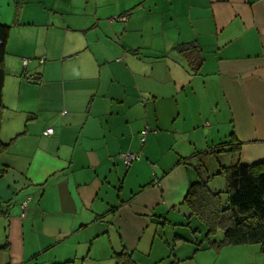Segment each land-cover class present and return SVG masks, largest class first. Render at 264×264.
<instances>
[{"label":"crops","instance_id":"0c3cea01","mask_svg":"<svg viewBox=\"0 0 264 264\" xmlns=\"http://www.w3.org/2000/svg\"><path fill=\"white\" fill-rule=\"evenodd\" d=\"M0 25V264H198L189 184L264 159V0H0Z\"/></svg>","mask_w":264,"mask_h":264},{"label":"trees","instance_id":"16d2710c","mask_svg":"<svg viewBox=\"0 0 264 264\" xmlns=\"http://www.w3.org/2000/svg\"><path fill=\"white\" fill-rule=\"evenodd\" d=\"M8 35L9 26L0 25V116L4 107L1 89L5 76ZM175 49L185 57L191 68L198 70L203 56L197 44H179ZM8 145L0 140V154ZM230 145L229 151L238 154L239 144ZM216 174L225 180V200L222 199V192L212 191L206 180L189 184L184 198L191 215L205 229L203 241H206V247L255 243L260 245L264 253V159L250 164L236 161L221 166ZM219 231L222 232V238L217 240L214 237ZM195 244L201 246V242ZM114 255L115 264H137L125 248ZM179 262V259L172 256L167 264Z\"/></svg>","mask_w":264,"mask_h":264},{"label":"rangeland","instance_id":"374dc122","mask_svg":"<svg viewBox=\"0 0 264 264\" xmlns=\"http://www.w3.org/2000/svg\"><path fill=\"white\" fill-rule=\"evenodd\" d=\"M221 194L222 199L225 200L226 195L223 192ZM214 238L217 240L221 239L222 232H217ZM195 255L199 262L198 264H264V253L261 252L260 245L255 243L224 245L219 248L210 247L198 250ZM85 264L96 263L87 259ZM98 264H105V262Z\"/></svg>","mask_w":264,"mask_h":264},{"label":"built area","instance_id":"2783aa9c","mask_svg":"<svg viewBox=\"0 0 264 264\" xmlns=\"http://www.w3.org/2000/svg\"><path fill=\"white\" fill-rule=\"evenodd\" d=\"M165 1H171V0H165ZM30 60L28 58H24L22 60V63L24 66H26L28 64ZM27 79L28 80H32V77L31 76H27ZM150 129L147 127V128H144V130L142 131V134H141V140L143 141L144 140V135L149 131ZM45 132L47 134H51L53 132V128L52 127H48ZM139 158V154L138 153H134V152H127L125 153L124 155H122V160H123V163L125 165V167H128L132 161L136 160ZM25 205V204H23ZM24 215V214H22Z\"/></svg>","mask_w":264,"mask_h":264}]
</instances>
